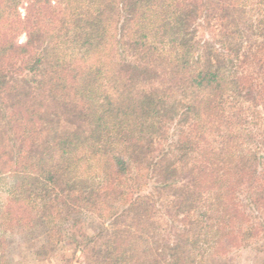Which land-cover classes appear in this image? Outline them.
<instances>
[{"label": "trees", "instance_id": "1", "mask_svg": "<svg viewBox=\"0 0 264 264\" xmlns=\"http://www.w3.org/2000/svg\"><path fill=\"white\" fill-rule=\"evenodd\" d=\"M6 168L47 218L130 192L81 264H210L264 212V0H0Z\"/></svg>", "mask_w": 264, "mask_h": 264}, {"label": "rangeland", "instance_id": "2", "mask_svg": "<svg viewBox=\"0 0 264 264\" xmlns=\"http://www.w3.org/2000/svg\"><path fill=\"white\" fill-rule=\"evenodd\" d=\"M21 2L19 11L23 17L25 8ZM18 41H26L25 33ZM12 100L18 99L16 93ZM49 117L45 123L57 119L65 127H75L79 121L75 113L64 109L63 106L47 99ZM46 110V111H45ZM61 111L52 116V112ZM60 117V118H59ZM36 147L28 149L35 151ZM132 170L140 175V183L145 185V170L135 159H130ZM134 168V169H133ZM22 174L5 170L0 175V264H81L82 259L93 250H98L100 241L98 235L105 232L112 214L121 212L130 203V192L120 190L116 201L108 202L97 210L69 207L62 201L61 206L53 210V218H47L48 209L35 198L18 199L19 188L22 185ZM150 183L149 185H151ZM121 188V187H120ZM242 192V207L249 216V198ZM76 202L71 201V206ZM252 217L251 221L236 225L225 238L226 247L217 256H213L210 264H264V212ZM158 240L166 239L169 231L168 219L159 213ZM104 228V229H103ZM93 241L90 243V241ZM167 240V239H166Z\"/></svg>", "mask_w": 264, "mask_h": 264}]
</instances>
